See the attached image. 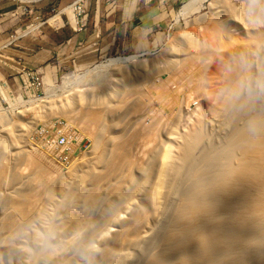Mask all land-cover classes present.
I'll return each mask as SVG.
<instances>
[{
	"label": "rangeland",
	"instance_id": "obj_1",
	"mask_svg": "<svg viewBox=\"0 0 264 264\" xmlns=\"http://www.w3.org/2000/svg\"><path fill=\"white\" fill-rule=\"evenodd\" d=\"M158 1L159 23L134 37L132 27L115 35L113 25L103 39L93 33V21L95 30L106 24V10L120 11L122 0H9L13 10L0 13V264L19 263L3 249L15 237L9 222L37 220L46 209L54 229L32 225L60 244L64 264H87L108 247L115 264L112 247L142 210L141 238L165 225L170 170L196 121L217 140L216 118L234 87L264 98V0ZM123 143L132 144L124 162L115 150ZM129 256L116 264H136L140 253Z\"/></svg>",
	"mask_w": 264,
	"mask_h": 264
},
{
	"label": "bare ground",
	"instance_id": "obj_2",
	"mask_svg": "<svg viewBox=\"0 0 264 264\" xmlns=\"http://www.w3.org/2000/svg\"><path fill=\"white\" fill-rule=\"evenodd\" d=\"M135 58L136 56L118 57L111 59V62L114 65L125 64V62L136 60ZM96 67L99 68L100 65ZM121 70H119V73ZM262 94L261 96L264 97V94ZM260 98L255 93H242L240 85L234 87L224 100L220 115L216 116L220 129L217 140L213 139L212 133L206 135L202 132L200 121H196L183 141L179 153L180 162L177 164L175 162L170 170H173V173H171L172 175L169 174L172 177L169 176L171 179L168 183L169 189L166 192L171 204L169 205L168 218L166 217L167 214L164 215L166 218H164L165 225L155 235L152 232L153 236L144 239L143 237L146 235L142 233L144 236L141 238L140 229L144 227V223L148 222V220L145 221V218L148 217V211L142 210L143 213L139 216L132 217L135 219L129 221L125 228L122 227L124 232L122 231V235L117 239L116 248L112 247V249H115V254L112 255L115 259L117 257L116 260L120 261H117L118 263H122V259L127 260V256L131 257L129 255L135 251L138 252V255L140 253V257L138 256V259H136V264H264V98ZM71 104L70 102L69 105ZM133 137L134 135L130 139L132 140L131 143H134ZM124 143L119 144V148H115L119 160H123L122 162H124V159L126 161L127 157L125 155L129 152L128 150H131L129 147L132 145L128 144L127 147ZM114 163L117 165L116 162ZM100 181H102V178ZM61 186H59L60 189ZM65 188L63 186L61 189L63 193L66 190ZM52 192L54 191L50 190L49 194H46L49 198L48 202H51ZM47 210L41 212L42 214H36L35 218L40 222H38L40 228L42 227L45 232L47 230L51 232L50 228H54L50 224L53 225V223L49 224V220L44 216L46 212L50 213ZM150 213L149 215H151ZM49 216L47 215L50 219ZM32 219L24 221L19 226L13 221L9 222L10 230H12V235H15V237L5 239L3 249L7 253H14L13 255L17 258L15 260H18L20 264H37L43 257L46 258V264H64L62 259L57 257L58 252L61 250L58 251L56 248L60 244L58 247L52 245L49 237L45 236V232L36 227L37 225H32L37 221ZM70 225L69 229L75 231L73 230L75 226H72L71 223ZM69 232V234L73 233ZM30 233L33 237L29 236L32 239L28 241L27 236ZM8 237L12 236L9 235ZM19 240L21 244L18 247ZM15 242L17 243L16 246H14ZM118 245L120 246L117 247ZM155 245L157 249L151 250ZM13 246L17 249L15 250ZM12 250L18 251L14 252ZM103 251L101 256L93 257L90 262L88 260L87 264L112 263L109 257L111 256V247ZM119 255L122 258L120 260L118 259ZM114 258H112L113 262Z\"/></svg>",
	"mask_w": 264,
	"mask_h": 264
},
{
	"label": "crops",
	"instance_id": "obj_3",
	"mask_svg": "<svg viewBox=\"0 0 264 264\" xmlns=\"http://www.w3.org/2000/svg\"><path fill=\"white\" fill-rule=\"evenodd\" d=\"M114 1V0H113ZM158 0H122V7L121 10L118 12H113L112 10L107 11L105 15V21L106 24H100L98 29L95 30V23L96 20L93 21V33L96 31V33H101L102 36L100 39H103V35L110 34L109 31L110 25L114 26V34L123 35L125 31L128 32V29L130 27L133 28V31H131L133 37L135 34H146L148 29H151V27L155 24H158L160 21L159 13H161L162 10L160 8L162 7V3L160 5L161 1ZM174 1L170 0V3H173ZM107 2L106 4H108ZM11 2L9 0H0V13L4 14V11L13 10V8L10 7ZM162 9V8H161ZM117 19V20H116ZM72 23L68 24V27L72 30V35L75 37L84 36V34H87L85 31L77 30L73 27ZM107 33V34H106ZM96 35V34H95ZM70 39V38H67ZM65 38H62V42H66ZM112 37V41H113ZM101 41V40H100ZM99 41V43H100ZM130 41V39H129ZM102 44V43H101ZM100 44V45H101ZM111 43H105L102 46V49H106L110 46ZM1 77V73H0ZM1 82V79H0Z\"/></svg>",
	"mask_w": 264,
	"mask_h": 264
},
{
	"label": "built area",
	"instance_id": "obj_4",
	"mask_svg": "<svg viewBox=\"0 0 264 264\" xmlns=\"http://www.w3.org/2000/svg\"><path fill=\"white\" fill-rule=\"evenodd\" d=\"M55 144H56L57 147L58 146L59 147H64V145H65V137H63V136L57 137ZM63 159H65V157Z\"/></svg>",
	"mask_w": 264,
	"mask_h": 264
}]
</instances>
